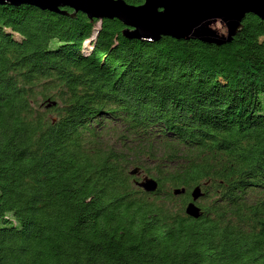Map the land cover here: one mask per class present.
<instances>
[{
  "label": "trees",
  "instance_id": "1",
  "mask_svg": "<svg viewBox=\"0 0 264 264\" xmlns=\"http://www.w3.org/2000/svg\"><path fill=\"white\" fill-rule=\"evenodd\" d=\"M66 11L0 6V264H264V21L150 43Z\"/></svg>",
  "mask_w": 264,
  "mask_h": 264
},
{
  "label": "water",
  "instance_id": "2",
  "mask_svg": "<svg viewBox=\"0 0 264 264\" xmlns=\"http://www.w3.org/2000/svg\"><path fill=\"white\" fill-rule=\"evenodd\" d=\"M140 6H132L124 0H0V6L28 5L42 11L68 15L82 13L90 21L118 20L128 39L150 43L168 37L177 41H199L208 45L231 43L242 28L248 15L264 21V0H143ZM140 169L131 171L140 176ZM137 186L146 193H155L158 183L144 176ZM185 194L184 189L174 191L175 196ZM201 187L191 192L192 201L186 207V215L192 219L202 216L198 202L203 198Z\"/></svg>",
  "mask_w": 264,
  "mask_h": 264
},
{
  "label": "rangeland",
  "instance_id": "3",
  "mask_svg": "<svg viewBox=\"0 0 264 264\" xmlns=\"http://www.w3.org/2000/svg\"><path fill=\"white\" fill-rule=\"evenodd\" d=\"M98 27H99V25H98ZM86 48H88L89 47V45H90V43L89 42H87L86 44ZM141 173H140V176H138V178H140V179H142L145 175L143 174V172L142 171H140Z\"/></svg>",
  "mask_w": 264,
  "mask_h": 264
}]
</instances>
